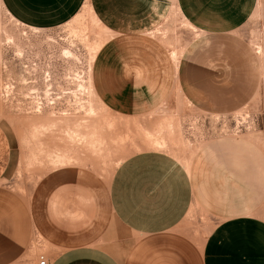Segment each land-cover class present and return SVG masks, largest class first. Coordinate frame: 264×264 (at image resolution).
I'll return each mask as SVG.
<instances>
[{
    "label": "crops",
    "instance_id": "crops-1",
    "mask_svg": "<svg viewBox=\"0 0 264 264\" xmlns=\"http://www.w3.org/2000/svg\"><path fill=\"white\" fill-rule=\"evenodd\" d=\"M86 5L113 35L92 72L110 111L135 117L159 106L155 58L139 49L174 11L194 28L175 67L190 105L206 114L264 110V66L249 35L262 29L252 21L264 0H0L14 20L40 30L63 26ZM14 154L0 123V264H39L45 241L47 264H264V144L250 136H215L187 160L136 152L105 186L54 170L26 200L9 185ZM188 221L198 229H186Z\"/></svg>",
    "mask_w": 264,
    "mask_h": 264
},
{
    "label": "rangeland",
    "instance_id": "rangeland-1",
    "mask_svg": "<svg viewBox=\"0 0 264 264\" xmlns=\"http://www.w3.org/2000/svg\"><path fill=\"white\" fill-rule=\"evenodd\" d=\"M254 17L252 22L264 23V14ZM193 29L174 11L162 26L145 34V46L139 52L155 58L153 89L162 96L157 109L128 117L107 109L95 92L94 59L113 35L89 5L70 22L51 30L23 25L0 6V123L14 143L16 162L9 184L14 185V196L18 193L29 199L44 176L65 168L88 176L96 187L108 185L124 159L145 149L187 160L219 135H247L264 144V110L206 114L195 110L182 95L175 67ZM249 33L255 35L264 66V24L261 30ZM86 61L84 93L78 90L75 75ZM5 80L14 85L8 96L3 94ZM49 82L51 86H47ZM38 99L43 101L41 108H37ZM261 209L264 217V204ZM186 227L197 230L199 223L188 221ZM42 243L37 238L31 241L36 247ZM44 244L40 255L49 259L46 241Z\"/></svg>",
    "mask_w": 264,
    "mask_h": 264
},
{
    "label": "built area",
    "instance_id": "built-area-1",
    "mask_svg": "<svg viewBox=\"0 0 264 264\" xmlns=\"http://www.w3.org/2000/svg\"><path fill=\"white\" fill-rule=\"evenodd\" d=\"M82 62V60L80 61V63ZM27 67V66H26ZM33 69V68H32ZM30 72V71H29ZM32 72V71H31ZM27 73H28V71H27ZM47 73H49V72H47ZM47 73H45L44 74V78H45V76L47 75ZM76 77H77V80H79V85H80V88H79V85H78V90H80V91H83L84 93L87 91L86 90V87H85V85L87 84V80H88V61H86L83 65L81 64L80 66H79V69H78V72H77V74L75 75ZM25 79H27V78H25ZM30 82L32 81V80H29ZM4 84V87H3V90H4V95L5 96H8L9 95V93L11 92V91H13V87H14V85L13 84H10V83H8L7 82V80H5L4 82H3ZM29 83V82H28ZM50 83V82H49ZM26 84V83H25ZM47 86H51V83H50V85H47ZM48 88H51V87H47L46 88V90L48 89ZM36 90V89H35ZM46 90L44 91L45 93H46ZM7 91V92H6ZM37 91V90H36ZM49 91H50V89H49ZM32 92H35L34 90L32 91ZM33 94H35V93H33ZM36 102V101H35ZM42 103H43V101H41L40 99H38L37 100V102H36V105H37V108H41L42 107ZM22 106H17V108H21ZM48 263V260L45 258V256H43V255H41V257H40V260H39V264H47Z\"/></svg>",
    "mask_w": 264,
    "mask_h": 264
}]
</instances>
